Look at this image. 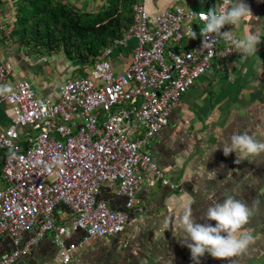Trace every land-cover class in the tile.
Returning <instances> with one entry per match:
<instances>
[{
	"label": "built area",
	"instance_id": "built-area-1",
	"mask_svg": "<svg viewBox=\"0 0 264 264\" xmlns=\"http://www.w3.org/2000/svg\"><path fill=\"white\" fill-rule=\"evenodd\" d=\"M223 3L217 0L216 8ZM132 11L133 22L122 37L104 49L88 74L67 79L56 103L39 98L28 80L0 93V104L13 109L10 124L0 131V241L10 236L15 246L0 264H15L49 232L61 263L81 264L72 258L76 246L65 243L69 231L121 237L128 221L125 212L98 199L102 187L124 197L126 209L136 205L148 178L179 188L145 152V144L170 125L201 76L214 65L225 71L233 57L243 54L219 38L203 47L199 27L204 20L192 17L191 11H200L190 5L165 10L154 20L142 3L135 2ZM10 20H17L14 11ZM4 27L0 22V34ZM233 27L222 31L233 29L239 37L238 26ZM190 28L196 39L189 38ZM132 41L131 62L117 75L111 58ZM188 41L191 47L183 49ZM11 72V65L0 62V86L9 85ZM60 205L71 211L69 225L53 218ZM38 222L35 236L19 247ZM122 245L128 247L129 239Z\"/></svg>",
	"mask_w": 264,
	"mask_h": 264
},
{
	"label": "crops",
	"instance_id": "crops-1",
	"mask_svg": "<svg viewBox=\"0 0 264 264\" xmlns=\"http://www.w3.org/2000/svg\"><path fill=\"white\" fill-rule=\"evenodd\" d=\"M60 1L77 13H98L109 2ZM135 2L146 7L152 20L176 6L190 5L195 10L208 11L217 5V0ZM247 3L253 17L238 25L237 34L241 38L250 33L261 37L257 53L233 57L225 71L214 65L184 96L170 125L145 144V152L179 188L173 190L153 177L148 178L136 205L126 209L124 197L116 195L109 186L102 187L98 199L112 210L128 215L125 230L121 237H89L84 231H69L65 243L76 246L72 252L74 261L81 264H197L185 242L186 233L181 223L184 207L194 198L197 222L215 224V221L206 220L204 213L210 204L222 202L223 195L231 194L249 205L254 200L261 201L247 226L253 231L255 240L239 257L220 260L205 254L199 264H264V154L254 160L237 162L235 153L228 156L223 153V141L230 140L234 132L247 131L264 141V0H247ZM12 12L8 7L0 16V22L5 25L0 34V62L12 67L9 85L13 89L18 82L33 79L30 82L37 96L56 103L60 86L75 76L78 68H81L79 74L84 75V66L69 60L63 53L59 55L63 60H55L54 64L51 62L53 56L34 60L26 52L28 46L17 43L11 36L12 26L8 24ZM135 46L136 41H132L127 48L114 53L111 60L116 73L121 74L129 65ZM189 47L191 41L182 44L183 49ZM91 66H86V74ZM12 117V107L0 104V131L8 127ZM53 218L58 225H69L72 214L68 207L60 205ZM39 225L40 222L22 236L19 247L35 236ZM124 238L130 241L128 247L122 245ZM14 248L13 239L4 237L0 241V258ZM59 250L54 233L49 232L15 264H62Z\"/></svg>",
	"mask_w": 264,
	"mask_h": 264
},
{
	"label": "clouds",
	"instance_id": "clouds-1",
	"mask_svg": "<svg viewBox=\"0 0 264 264\" xmlns=\"http://www.w3.org/2000/svg\"><path fill=\"white\" fill-rule=\"evenodd\" d=\"M191 13L192 17L204 20L203 26L199 27L203 47L210 46L219 38L228 41L230 48L244 56L257 53L262 39L255 33L239 38L233 34V29L222 31L225 25L236 27L244 20L253 17L247 0H225V3L218 8L214 6L206 12L191 11ZM188 31L189 38H197V32L193 28ZM11 91V85L0 86V93ZM223 153L225 156L235 153L238 157L237 162L244 159L254 160L264 154V141L255 138L247 131L234 132L230 140L223 141ZM223 197L222 202L216 201L210 204L204 213L206 220L215 221V224L197 222L193 208L194 198L184 207L181 223L186 233L185 242L192 259L197 264L205 254L220 260L239 257L247 252L255 240L253 231L247 226L255 212L259 210L261 201L257 199L249 205L244 199L231 194Z\"/></svg>",
	"mask_w": 264,
	"mask_h": 264
},
{
	"label": "trees",
	"instance_id": "trees-1",
	"mask_svg": "<svg viewBox=\"0 0 264 264\" xmlns=\"http://www.w3.org/2000/svg\"><path fill=\"white\" fill-rule=\"evenodd\" d=\"M134 3L109 0L98 13H77L60 0H0V16L5 8L14 11L17 20L8 25L17 42L49 53L61 52L86 67L131 26ZM82 72L86 74L83 68Z\"/></svg>",
	"mask_w": 264,
	"mask_h": 264
},
{
	"label": "rangeland",
	"instance_id": "rangeland-1",
	"mask_svg": "<svg viewBox=\"0 0 264 264\" xmlns=\"http://www.w3.org/2000/svg\"><path fill=\"white\" fill-rule=\"evenodd\" d=\"M11 24V23H10ZM9 24V25H10ZM8 25V26H9ZM17 43H19V42H17ZM20 44V43H19ZM26 52L34 59V60H41V59H43L42 57H44L45 55L46 56H50V57H52L51 58V62L54 64L55 63V60H59V62H61V60H63V57H60L59 55H61L62 53L61 52H51V53H49V52H46V51H41V50H36V49H30V48H28V47H26ZM55 55L56 56H59V58L58 57H55ZM62 56V55H61ZM38 68V67H37ZM87 69V67H84V70H86ZM80 70H81V68H78V70H76V75H80L81 73H80ZM117 71H115V74H117L118 75V73H116ZM80 73V74H79ZM45 77H47V76H45ZM48 78V77H47ZM31 82H33L32 80L33 79H29ZM1 169V168H0Z\"/></svg>",
	"mask_w": 264,
	"mask_h": 264
}]
</instances>
